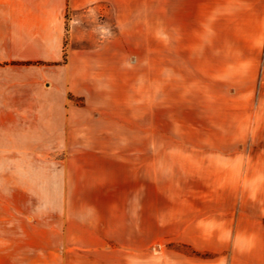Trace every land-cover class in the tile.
<instances>
[{"label":"rangeland","instance_id":"rangeland-1","mask_svg":"<svg viewBox=\"0 0 264 264\" xmlns=\"http://www.w3.org/2000/svg\"><path fill=\"white\" fill-rule=\"evenodd\" d=\"M88 2L66 11L54 82L73 110L66 144L56 118L42 131V122L4 121L0 112V205L18 204L10 213L25 233L57 224L41 258L26 251L17 261L161 264V251L177 262L213 260L160 242L161 205L167 190L177 194V172L196 166L202 214L222 204L235 215L240 196L214 187L219 172L248 166L264 175V0ZM3 77L0 64V93ZM236 159L247 162L236 168ZM4 170L28 172L19 193H4ZM253 191L246 209L264 224V183Z\"/></svg>","mask_w":264,"mask_h":264},{"label":"crops","instance_id":"crops-1","mask_svg":"<svg viewBox=\"0 0 264 264\" xmlns=\"http://www.w3.org/2000/svg\"><path fill=\"white\" fill-rule=\"evenodd\" d=\"M87 6L88 0H80V4L78 0H0V64H4L0 112L4 114V121L42 122L44 126L40 128L43 131L47 129V122L56 118L58 125L54 131L61 135L60 145L66 144L67 130L72 129L73 110L72 107L66 108L63 84L55 85L54 82L58 79V71L63 70L59 64L63 61L66 40V11L68 8L77 11ZM243 161L247 162L246 159H236V168L243 167ZM27 173L4 170V193L9 188H16L15 192L19 193L25 185L23 179ZM177 174V194L170 199L168 190L164 193L159 240L162 244L183 245L194 252L214 255L215 259L205 261L196 257L177 262L179 255L175 257L168 251H161L158 256L161 264H264V224L260 214H251L250 217L246 209L250 204V190L259 193L263 189V172L258 175L248 166L244 171L222 170L218 177L220 183L212 182L214 187L220 184L221 192L228 193L230 199L240 196L235 215L226 212L222 204L203 215L199 190L202 171L193 166L179 170ZM61 175L64 179L68 177L66 171ZM210 177L205 175L207 179L203 182L207 188L211 184L208 181ZM250 178H256L255 182L250 184ZM218 201L217 197L212 198L216 206ZM0 206L1 211L4 210L0 213V264H9L13 259L16 264H24L19 261L27 258L26 251H31L34 258H41L44 255L41 242L46 241L47 236L48 241L57 240L56 223L50 222L47 229L37 224L31 230L32 234L25 233L21 220L10 213V210L20 208L18 204L4 200ZM255 207L258 209L257 205ZM63 239L67 240L66 235ZM28 240L34 244L27 248ZM221 258L226 261L221 262Z\"/></svg>","mask_w":264,"mask_h":264}]
</instances>
